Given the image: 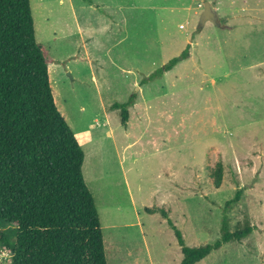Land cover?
I'll list each match as a JSON object with an SVG mask.
<instances>
[{"label":"rangeland","instance_id":"obj_1","mask_svg":"<svg viewBox=\"0 0 264 264\" xmlns=\"http://www.w3.org/2000/svg\"><path fill=\"white\" fill-rule=\"evenodd\" d=\"M91 1L31 7L56 105L85 152L108 264H180L163 210L189 247L221 239L224 217L231 231L253 227L196 264H264V0ZM206 1L225 27H200ZM134 95L125 126L113 105Z\"/></svg>","mask_w":264,"mask_h":264},{"label":"trees","instance_id":"obj_2","mask_svg":"<svg viewBox=\"0 0 264 264\" xmlns=\"http://www.w3.org/2000/svg\"><path fill=\"white\" fill-rule=\"evenodd\" d=\"M189 56L187 48L159 72ZM51 61L36 37L31 0H0V250L10 252V264H108L99 212L83 173L85 152L56 105ZM135 98L113 105L122 109L125 126ZM222 173L219 163L212 172L216 187ZM239 198L240 191L226 207ZM162 212L183 245L180 264H196L253 229L246 224L231 231L224 217L221 239L189 247Z\"/></svg>","mask_w":264,"mask_h":264},{"label":"water","instance_id":"obj_3","mask_svg":"<svg viewBox=\"0 0 264 264\" xmlns=\"http://www.w3.org/2000/svg\"><path fill=\"white\" fill-rule=\"evenodd\" d=\"M206 21H211L219 27H225V25L222 23L221 19L218 16L217 10L212 7L210 1H206L204 4V10L202 11L200 17V27L204 26Z\"/></svg>","mask_w":264,"mask_h":264},{"label":"crops","instance_id":"obj_4","mask_svg":"<svg viewBox=\"0 0 264 264\" xmlns=\"http://www.w3.org/2000/svg\"><path fill=\"white\" fill-rule=\"evenodd\" d=\"M94 3L93 0L91 1V4ZM213 7V5H212ZM222 21V20H221ZM223 23V22H222ZM224 24V23H223ZM225 25V24H224ZM116 26V25H115ZM89 30L86 28V27H83L82 25H79V33L82 34V41H83V44H86L85 42V34L88 32ZM92 37H88L87 39H91ZM87 45V44H86ZM87 47V46H86ZM89 60H91V57H89ZM96 81H97V78H96Z\"/></svg>","mask_w":264,"mask_h":264},{"label":"built area","instance_id":"obj_5","mask_svg":"<svg viewBox=\"0 0 264 264\" xmlns=\"http://www.w3.org/2000/svg\"><path fill=\"white\" fill-rule=\"evenodd\" d=\"M11 254L7 250L0 251V264H4L6 258L10 257Z\"/></svg>","mask_w":264,"mask_h":264}]
</instances>
